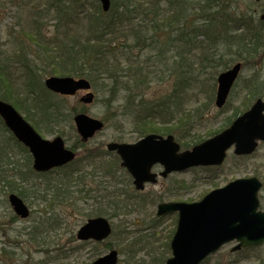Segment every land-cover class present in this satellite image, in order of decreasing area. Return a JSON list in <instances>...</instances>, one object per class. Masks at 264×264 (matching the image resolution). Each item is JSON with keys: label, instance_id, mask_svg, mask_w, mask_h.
Returning a JSON list of instances; mask_svg holds the SVG:
<instances>
[{"label": "trees", "instance_id": "obj_1", "mask_svg": "<svg viewBox=\"0 0 264 264\" xmlns=\"http://www.w3.org/2000/svg\"><path fill=\"white\" fill-rule=\"evenodd\" d=\"M11 1L17 13L21 15L29 6L30 14L27 20L17 22V34L8 30L9 39L5 40L0 31V100L12 104L41 135L63 136L67 122L72 125V112L77 113V109L69 110L71 115L66 114L67 98L54 94L44 84L47 77H71L86 79L98 96L102 92L108 97L123 99L125 105L118 107L104 102L105 107L108 110L121 108L122 121L134 124L140 136L179 132L186 139L194 119L201 114L200 108L186 113V104L181 99L185 97L183 88L193 64L199 65L203 74L208 67L212 80L240 63L244 66L240 61L247 63L264 50V30L256 24L251 8L241 10L235 0H111L108 13L102 12L98 0L90 4L91 8L87 0L86 4L83 0ZM80 21H87L86 31H80L83 29L78 25ZM48 25L54 27L50 35L46 34ZM241 30L243 33L239 36ZM153 36L159 40H154ZM199 37L202 40H198ZM221 50L226 54L220 53ZM132 51L139 56H134ZM167 54L173 60L170 70ZM262 62L260 56L254 65ZM164 68L168 75L176 78L166 102L145 104L140 94H134L133 99L121 96L123 90L129 96L140 88L147 89L161 77ZM260 80L256 77L248 82L251 87L246 88L244 101L235 108L234 119L263 97L264 80ZM216 81L202 85L215 89ZM2 142L7 147L1 148ZM76 143L79 145L80 141ZM16 145L19 146L18 142L0 118V195L16 194L23 200L38 198L32 188H26L27 177L32 175L33 169H19L17 166L23 165L8 156V149H15ZM28 159L31 160L29 155ZM109 170L106 173L112 176ZM29 171L31 174L27 175ZM81 177L72 179L86 187V180ZM91 181L96 182L94 176ZM69 182L55 183L43 193H65ZM110 187L113 186H88V190H84L85 198L93 202L90 218L121 217L133 211L134 206L138 207L139 203L121 198L122 194L112 193ZM127 230L115 232V235H124L123 243L132 234ZM31 243L37 247L47 246L45 239L36 235L31 236ZM128 252L133 259L136 257L132 248Z\"/></svg>", "mask_w": 264, "mask_h": 264}, {"label": "rangeland", "instance_id": "obj_2", "mask_svg": "<svg viewBox=\"0 0 264 264\" xmlns=\"http://www.w3.org/2000/svg\"><path fill=\"white\" fill-rule=\"evenodd\" d=\"M83 1L85 3V0ZM251 1L245 0L243 4L247 7L251 6L256 11V24L258 23L261 30H264V20L259 21L260 16L264 15V0H256L254 4ZM93 2L95 0H87V6L91 8L90 4ZM14 7L11 0H0V31L4 33L5 40L9 39V35L7 36L8 30H10L11 34H17V22L22 19L27 20L30 14L29 6H26L25 12L22 11L21 15L16 12V8ZM49 25L46 28V34L50 35L54 32V27L53 25L49 27ZM78 25L83 28L80 31H86L87 21H80ZM13 28L14 31H12ZM242 33L243 31L241 30L238 33L239 36ZM153 37L154 40H159L155 36ZM198 40H202V38L199 37ZM220 53L226 54L225 50H221ZM132 54L139 56L136 51H132ZM260 56H262L263 62L261 65L255 66L254 63L259 60ZM120 57L123 58L122 56ZM166 57L169 59L168 54ZM240 62L244 64L243 69L223 111L215 105L217 81L215 89L209 87V85L204 88L202 85L206 82H209L210 85L214 84V80L218 76L210 80L209 73L211 70L209 71L208 67L206 68V74H203V70L200 69L199 65L193 64V71L188 75L187 84L183 88L185 97H181V99L186 104V113H194L195 109L200 108L201 114L200 117L194 119L193 126L186 135V139H183L179 132L174 133L175 140L181 146L180 152L191 150L195 145L213 137L212 135L215 132H219L224 127L226 128L228 124L227 118H230L234 114L236 107H240L245 99L246 88L251 87L248 82L256 77L261 78L260 81L264 80V50L259 51L256 58L248 60L247 63L244 61ZM167 64L170 70L173 60L169 59ZM159 76L161 77L155 80L147 89L140 88L129 96H126V92L123 90L121 96L133 99L134 94H140L143 96L145 104H154L159 100L166 102V98L172 94L176 78L168 75L166 68H164V71ZM97 89L100 90L99 87ZM92 91L99 102L82 107L79 99L85 93H80L77 97H68L66 99V114L71 115V113H68L69 110L76 108L77 111H85L90 117L95 119L104 120L107 116L106 120H104L105 128L84 149L79 150L78 161L75 165L66 167L62 171L45 174L42 178L33 175L31 179L35 185L33 191H37L40 196H47L42 197L46 200L40 199V197H29L26 200L27 205L32 210L31 217L26 221L9 222V217H12L13 213L9 209L6 198L0 195V214L6 213L2 216L6 217L4 222L0 221V252L3 255L0 264H91L97 257H101L109 251L108 245L118 250L120 255L119 264H163V261L165 262L167 258L172 256V252L169 251V244L175 233L177 224L173 215L163 218L156 216L157 206L160 204L158 200L160 198H162L163 202L179 199L181 202L193 203L200 201L213 189L225 186L237 179L257 177L264 184V143L259 145L254 155L241 160L234 158L233 149H231L222 167L224 169L222 172H216L215 175H212L207 170L192 168L182 173L172 174L167 179L159 178L156 185L149 184L146 186L144 192H139L140 195L133 202L136 204L140 201L138 207L134 206L135 209L130 213L121 217H113L110 220L113 224L114 232L126 228L128 232L133 233L124 243L122 242L123 238H121L124 235L116 233V235L113 234L101 244L82 246L81 242L77 240L76 235L94 208L93 202L85 198L84 190L88 186L110 185L113 186L110 187L112 193L119 192L125 196L124 198L126 196L130 197L133 191H135L132 182H129L128 178L125 180L126 183L117 186V184L124 182V171L114 156L105 151V146L109 142L123 141L120 139L121 135L125 136L124 141L126 143H135L141 138L138 131L134 132L128 123L125 124L122 121L124 116L121 108L108 110L105 107L104 102L114 103L118 107L125 105L123 99L121 100L112 96L108 97L107 94L102 92L98 96L96 90L92 89ZM262 98L264 99V93ZM132 108L134 109L135 107L133 106ZM74 113L72 112L73 116ZM68 123L70 121L67 122V125L63 129V136L66 139L67 146H76L77 132L75 127L73 131L72 126ZM72 125L74 126L73 121ZM54 136L57 135H43L45 140L48 141H51ZM197 141L200 142L195 143ZM1 144L3 145L1 148L7 147L3 142ZM13 160L17 164L23 165H18L19 169L26 170L30 167L27 162V156L19 151V148H15ZM108 168L112 176L107 175L106 170ZM153 171L160 173L163 171V166H155ZM30 174L31 172L29 171L27 175ZM77 176L85 178L86 187L82 183L77 184L76 180L72 179V177ZM93 176L96 181L94 184L91 181V177ZM62 181L66 183L70 181V186L65 193H58V198L61 200L53 203L50 196L43 193V190H45L46 186L62 183ZM179 182H184L187 185L186 190L171 191L172 186L179 185ZM83 187H85L83 191H79ZM260 205L261 209H264L263 190L260 193ZM8 210H10V213ZM36 227L38 237L40 235L38 231L41 230L42 238L47 243L46 247H37L31 243L29 239L31 237L30 233ZM133 245L135 246L133 247ZM232 246L233 244L224 246L204 264H264L263 246L246 250V252L239 254L231 252ZM131 248L136 256L134 259L129 255L130 252H128ZM49 251L50 253L47 255ZM127 256L129 258L126 261L125 258Z\"/></svg>", "mask_w": 264, "mask_h": 264}, {"label": "water", "instance_id": "obj_3", "mask_svg": "<svg viewBox=\"0 0 264 264\" xmlns=\"http://www.w3.org/2000/svg\"><path fill=\"white\" fill-rule=\"evenodd\" d=\"M104 12L111 8V0H100ZM240 66H235L218 77L216 104L223 107L239 75ZM45 86L62 95H75L79 90H89L90 84L70 77H51ZM94 94H87L82 101L91 104ZM0 117L15 138L29 148L34 158V169L39 172L64 166L76 157L65 147L62 137L52 141L43 139L36 130L10 104L0 100ZM77 132L87 141L101 131L104 123L86 114L74 118ZM264 141V101L259 99L252 108L237 118L223 133L196 145L190 151L179 153L180 146L172 136L163 138L151 134L135 144L110 143L107 149L116 152L134 178L139 190L147 183L156 182L152 173L155 165H162L166 177L192 167L222 165L226 152L235 145V154L251 155ZM262 183L257 178L238 179L227 186L214 190L198 203H168L158 207L159 217L178 212L179 221L176 234L171 242L173 257L166 264H201L208 256L218 252L231 241L238 245L233 251L259 246L264 243V212L258 211V194ZM14 210L23 218L29 210L16 195L10 196ZM112 229L104 218L91 219L78 232L81 241L93 239L103 241L111 235ZM118 252L111 251L93 264H117Z\"/></svg>", "mask_w": 264, "mask_h": 264}, {"label": "flooded vegetation", "instance_id": "obj_4", "mask_svg": "<svg viewBox=\"0 0 264 264\" xmlns=\"http://www.w3.org/2000/svg\"><path fill=\"white\" fill-rule=\"evenodd\" d=\"M30 161H27L30 165V167L33 169V173L32 174H36V176H40V178H42L45 174H48V173H53V171H49V172H46V173H39V172H36V171H34V162H33V159H32V157L30 156ZM29 160V159H28ZM117 162H118V164L121 166V162H120V160H119V158L117 157ZM122 170L124 171V182L122 183V184H124V183H126V181L125 180H127L126 178H128V181L130 182H132V178H131V176L127 173V171L125 170V169H123L122 168ZM41 174H44V175H41ZM171 175H168V176H166V177H162L161 179H167V178H169ZM158 181H159V179L156 181V183L155 184H153V185H156L157 183H158ZM132 184H133V182H132ZM149 185V184H148ZM34 183H33V187H32V190H33V188H34ZM130 186V185H129ZM147 186V185H146ZM146 186H145V189H146ZM182 189H184V190H186V188H184V187H182V183L181 182H179V185H173L172 186V188H171V191H181ZM88 190V189H87ZM34 194H36L37 196H38V198L40 197V199H42V197H45V196H47V195H45V196H40L39 194H38V192L37 191H34ZM49 196H50V198H51V200L53 201V203H56V202H59V200H61V199H59L58 198V194H54L53 192H48L47 193ZM133 196L132 197H126L125 199L126 200H128L129 202H131V203H133L134 202V200L137 198V196H139V193L138 192H136V191H133ZM10 195L11 194H9L7 197H5L6 198V200L8 201V205H9V209H11V212L13 213V216L12 217H9V222H12V221H26V220H28L30 217H31V214H32V210L29 208V206H28V208H29V210H30V216L27 218V219H23L22 217H20L15 211H14V209H13V207L11 206V204H10V202H9V197H10ZM69 196H70V194H69ZM121 197L122 198H124L125 196H123V195H121ZM28 199V198H27ZM27 199H24V202H25V204H27ZM160 203H162L163 202V200H162V198H160L159 200H158ZM177 202H181L179 199H177L176 200ZM140 201H138L137 203H139ZM137 203H136V205H137ZM9 211V213H10V210H8ZM4 214H6V213H3V214H0V221L1 222H4V220H5V218L6 217H2ZM37 227L36 228H34L33 230H32V232L30 233V235L33 237L34 235H36V236H38V234H37ZM39 233H40V235H39V237L38 238H42V232H41V230H39L38 231ZM30 239V241H31V237L29 238ZM91 241H86L85 242V244H86V246H87V244H89ZM39 244V243H38ZM233 244V246L232 247H234V246H236V243H232ZM263 247H264V244L262 245ZM246 250H248V249H246ZM246 250H242L241 252H239V253H242V252H246ZM1 254H2V252H0Z\"/></svg>", "mask_w": 264, "mask_h": 264}, {"label": "bare ground", "instance_id": "obj_5", "mask_svg": "<svg viewBox=\"0 0 264 264\" xmlns=\"http://www.w3.org/2000/svg\"><path fill=\"white\" fill-rule=\"evenodd\" d=\"M228 71V70H227ZM224 72H226V71H224ZM224 72H222V73H224ZM18 144H19V146L18 145H16V147L17 148H19V151H23L24 149L23 148H25L26 149V146L22 143V142H20V141H18ZM8 156L10 157V160L11 161H13L12 159H13V157H14V155H15V149H8ZM6 157H5V161L8 159L9 160V158L7 157V155H5ZM7 160V161H8ZM33 175H36V174H32V175H30L29 177H27V181H26V188L27 189H30V188H32L33 187V183H32V181H31V179L33 178Z\"/></svg>", "mask_w": 264, "mask_h": 264}]
</instances>
